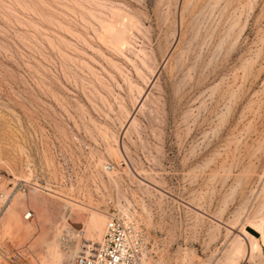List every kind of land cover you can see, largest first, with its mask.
<instances>
[{
  "label": "rangeland",
  "instance_id": "1",
  "mask_svg": "<svg viewBox=\"0 0 264 264\" xmlns=\"http://www.w3.org/2000/svg\"><path fill=\"white\" fill-rule=\"evenodd\" d=\"M88 1L0 0V190L31 163L48 191L13 193L9 205L36 214L22 222L43 223L35 195L50 203V227L65 216L71 231L88 214L60 195L105 214L127 198L164 264H224L264 220V0ZM115 12L139 21L123 51L100 22ZM130 83L148 94L141 110ZM80 235L62 249L98 243ZM9 244L6 261L26 248ZM260 246L238 264H264Z\"/></svg>",
  "mask_w": 264,
  "mask_h": 264
},
{
  "label": "bare ground",
  "instance_id": "2",
  "mask_svg": "<svg viewBox=\"0 0 264 264\" xmlns=\"http://www.w3.org/2000/svg\"><path fill=\"white\" fill-rule=\"evenodd\" d=\"M77 1L78 0H76V2ZM81 1H83V0H81ZM81 1L79 0V3H81ZM84 1L86 2L88 0H84ZM92 1H94L96 4L100 3V2L98 3L97 0H92ZM88 2H91V1L89 0ZM188 2H190V1L187 0V3ZM217 2H219V1H217ZM79 3H77V4H79ZM188 5H189V3H188ZM217 5H219V4L217 3ZM210 7L212 8V6H210ZM216 7H213V8H216ZM82 8H84V7H82ZM86 8H85V10H86ZM213 8H212V10H213ZM87 9H89V8H87ZM96 10H98V9H96ZM86 13H88V15L95 16L94 9H91V10L89 9ZM114 16H115L114 21L109 20L110 22H106V19H105V21H103L104 19L102 18L103 20H100V22H101L102 27L104 29L105 37H107L110 40V43L113 45V47H116L117 49L122 50V48L125 49L126 46H129L128 45V43L130 41L129 40L130 39V35H129L130 32L129 31L136 28V27L138 28V22L139 21L134 20L133 16L130 17V16L124 15L123 13H120V12H115ZM53 17L54 16H52V18ZM82 17H83V15H82ZM97 17H100V16H97ZM84 18L85 17H83V19ZM99 19H101V17ZM67 41L68 40H66V43H67ZM53 42H54V40H53ZM63 44L67 47V44L62 43V45ZM149 60H150V57L148 55H146L145 59L143 61L144 64H147L149 62ZM111 62H113V61H111ZM115 65H116V63L115 64L113 63L114 67H115ZM120 72L122 73L121 69H120ZM154 76L156 77L157 74ZM127 80L129 81V79H127ZM100 84L103 87L105 86V84L103 85L102 82H100ZM130 85H131V88H135L138 91L139 97H137V99H135L134 105H136L138 103L137 108H139L141 110L142 106L145 105L144 102H146V99L148 98L147 97L148 94H147V92H144V91H143L144 92L143 93L142 88L139 89L136 86H133L132 83H130ZM139 98H141V100H138ZM103 99H104V97H103ZM123 106L122 105L120 106L122 113L124 112V110H126L125 108H123ZM125 114H126V112H125ZM136 120L137 119H135V117L134 118L128 117V120H127V126L128 127L126 126L128 128L127 131L130 128H135V125L137 123ZM101 134H102V137H105V139L111 138V139L115 140V138H116L115 135H113V134L110 135V133H108V131L104 130V129L101 131ZM120 151L121 150L119 148H115L112 145H109V147L107 148V152H108L110 157L112 156V158L118 157V155L120 157V153H121ZM104 163H105V159L103 160L102 158H100L99 159V165L102 166L103 171H105V174L109 179L108 181H110L111 184H114L115 186H117V184H115L116 181L118 182V180H116L117 171H115V170H113L111 172L106 171L105 165L107 163H105V164ZM60 198L63 200H68V203H70V205H76V207H79V208L87 211L88 216H87L85 222L83 223V228H84L83 231H79L76 228H75V230H73L74 226L71 227L72 231L69 230L70 224L67 223L68 219H65V216L62 218V223H59L61 225H56L55 228L50 227L51 220L47 216L51 212L50 203L47 202L45 199H42L39 195H35L31 199L33 201L34 208H36L37 211H42L46 215L41 226L37 221L35 224V222L28 223V222H22L20 220L21 216H19V214L21 212H24V214H25L27 212V210L33 211L32 209L29 208V205L28 206L22 205L20 210H19L17 208V206H15V204L14 205L10 204L7 212L5 213V216L2 219L1 225H0L1 247H4L10 253L12 251V249L10 246L11 244H9V243L11 241H14V243L16 242L18 245L17 247L20 248L19 245H22V246H24V248L25 247L26 248L23 250V252H22L23 254L21 256H17L16 254H13L12 256H10L8 258L9 261L2 259L1 255H0V264H9L11 260H13L14 262H16L18 264H71L74 257L77 255V251H78L79 246H77V245L72 246L70 252H66L65 250H63L62 249L63 247L61 246V244H62V241L66 235L69 237L70 236L72 237V235H74L78 238L82 235V234L80 235V233L83 232L85 238H87L93 242H100V240L104 234L106 220H107V214H105V212L104 213L99 212L98 210H95L93 208H84V206H82L76 202L73 203V200H71L72 198H69L66 195H60ZM126 199L127 198L123 199L124 202L120 201V200H122V198L117 199V201L115 202L116 210L120 213V215H122L126 219H129V220L137 219L138 220L139 217L136 218L137 217L136 211H134L131 208L132 206H130V203L128 202L129 200L128 199L126 200ZM16 201H18V200H16ZM34 215H36V214L33 211V217H34ZM39 221H41V220H39ZM35 225L37 227L40 226L38 228L39 229L38 232H35L37 230L35 228ZM79 225H81V224H79ZM253 226L255 227V225H253ZM75 227H76V225H75ZM252 227H250L251 233H245V236L243 238L238 237L232 243L231 249H227L228 251L229 250L230 251H229L228 256L225 259L224 264H238L239 259L244 254H247V253L250 254V258H254L256 256V254H258V252L261 248L260 242L262 244H264V220L262 222H260L259 225L256 224V227H255L256 229L254 227L253 228ZM258 235L260 236V239H258V237H257ZM10 254H12V252ZM190 256H192V255H190ZM185 258H186V256H185ZM247 258H249V255ZM185 260H187V259H185ZM182 262H185V261H182Z\"/></svg>",
  "mask_w": 264,
  "mask_h": 264
},
{
  "label": "built area",
  "instance_id": "3",
  "mask_svg": "<svg viewBox=\"0 0 264 264\" xmlns=\"http://www.w3.org/2000/svg\"><path fill=\"white\" fill-rule=\"evenodd\" d=\"M22 175L11 176L4 189L0 190V219L8 207L14 192L23 194L33 191H48L38 187V179L34 166L24 164ZM111 164L105 165L106 171H113ZM0 176V182H1ZM33 211L27 210L24 220H31ZM1 247V243H0ZM22 249L14 250L13 254L21 256ZM9 264H18L13 260ZM72 264H164L154 251L149 236L143 225L137 220H129L117 210L107 213L104 234L95 247L85 246L74 257Z\"/></svg>",
  "mask_w": 264,
  "mask_h": 264
}]
</instances>
